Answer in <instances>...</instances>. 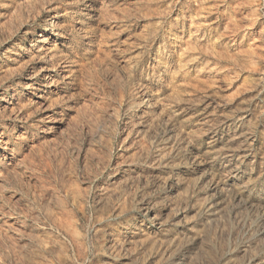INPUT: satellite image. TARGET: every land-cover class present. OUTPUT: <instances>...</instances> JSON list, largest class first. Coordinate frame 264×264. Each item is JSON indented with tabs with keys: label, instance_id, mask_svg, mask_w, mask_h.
I'll return each instance as SVG.
<instances>
[{
	"label": "rangeland",
	"instance_id": "obj_1",
	"mask_svg": "<svg viewBox=\"0 0 264 264\" xmlns=\"http://www.w3.org/2000/svg\"><path fill=\"white\" fill-rule=\"evenodd\" d=\"M0 264H264V0H0Z\"/></svg>",
	"mask_w": 264,
	"mask_h": 264
}]
</instances>
